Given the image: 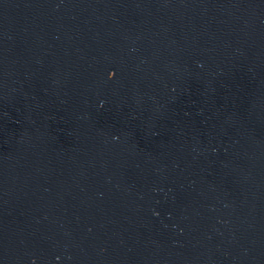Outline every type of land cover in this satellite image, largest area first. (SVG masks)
<instances>
[{
    "label": "water",
    "instance_id": "obj_1",
    "mask_svg": "<svg viewBox=\"0 0 264 264\" xmlns=\"http://www.w3.org/2000/svg\"><path fill=\"white\" fill-rule=\"evenodd\" d=\"M0 264H264V0H0Z\"/></svg>",
    "mask_w": 264,
    "mask_h": 264
}]
</instances>
